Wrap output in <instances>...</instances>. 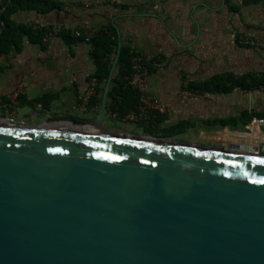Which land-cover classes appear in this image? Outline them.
Here are the masks:
<instances>
[{
  "label": "water",
  "instance_id": "obj_1",
  "mask_svg": "<svg viewBox=\"0 0 264 264\" xmlns=\"http://www.w3.org/2000/svg\"><path fill=\"white\" fill-rule=\"evenodd\" d=\"M120 46L94 121L0 119V264H264V140L104 126Z\"/></svg>",
  "mask_w": 264,
  "mask_h": 264
},
{
  "label": "crops",
  "instance_id": "obj_2",
  "mask_svg": "<svg viewBox=\"0 0 264 264\" xmlns=\"http://www.w3.org/2000/svg\"><path fill=\"white\" fill-rule=\"evenodd\" d=\"M53 1L58 7L47 12L17 10L10 18L33 30L62 24L68 35L85 28L92 37L96 30L112 26L118 42L144 59L147 94L169 107L165 114L137 122L112 118L106 108V117L113 122L106 120L104 126L136 132L140 127L142 133L159 136L166 129L188 126L229 144L241 143L242 135L264 140L260 130L264 124H245L242 118L264 105V95L237 87L228 92L200 87L214 75L264 73V48L238 43L240 37H264V1L247 5L242 0ZM63 34L47 38L31 34L30 39L20 33L17 45L0 53V119L71 116L92 122L98 116L106 81L95 77L92 41ZM116 70L115 66L113 74ZM90 88L93 92L82 106L81 96ZM240 125L246 126L237 128Z\"/></svg>",
  "mask_w": 264,
  "mask_h": 264
},
{
  "label": "trees",
  "instance_id": "obj_3",
  "mask_svg": "<svg viewBox=\"0 0 264 264\" xmlns=\"http://www.w3.org/2000/svg\"><path fill=\"white\" fill-rule=\"evenodd\" d=\"M262 1L264 0H242V4H254ZM57 4L58 3L53 0H9L0 14V19L4 24L0 31V53H5L12 46H16L18 42L17 38L20 33L26 32L30 39H32V35L40 37L46 33V29L44 28L33 30L30 27L16 24L10 18L11 13L17 10L27 9L43 13L58 7ZM63 35L67 37L66 35L68 34L64 33ZM68 36L81 39L75 37L73 34ZM91 40L93 45L91 55L97 67L95 77L99 82L104 83L117 51L118 38L114 28L112 26H106L105 28L96 30ZM140 58H142V56H140ZM141 60L143 61L144 59L142 58ZM130 66L131 53L129 52V48L126 45H121L116 64L117 70L112 76L111 86L107 95L106 108L108 112H118L120 115H123L131 109H136L138 105V98L135 90L126 83V77L129 75ZM200 87L215 92H228L236 87L245 90H252L255 88L264 89V73L244 74L237 77L228 74L214 75L208 80L203 81ZM42 100L43 97L35 99L33 102ZM252 116L264 118V108L250 114H242V118L246 122L250 121Z\"/></svg>",
  "mask_w": 264,
  "mask_h": 264
},
{
  "label": "built area",
  "instance_id": "obj_4",
  "mask_svg": "<svg viewBox=\"0 0 264 264\" xmlns=\"http://www.w3.org/2000/svg\"><path fill=\"white\" fill-rule=\"evenodd\" d=\"M8 1L9 0H5L0 5V14L4 10L5 5ZM3 25H4L3 21L0 19V28ZM67 30L68 29L62 24H52L51 26L48 27L44 36L47 38L52 35L63 34ZM72 34L75 37L81 38L83 41L91 44L93 33L90 30L85 28H77L73 30ZM238 43L242 45L264 48V37H259L256 39H251L249 37H240L238 39ZM130 53H131V66H130V73L127 76V83L136 90L138 94V105L136 109H131L129 112H127L124 115H119L117 112H112L111 113L112 118L121 119L123 121L137 122L148 118L150 115L167 113L169 107L166 103L160 101L156 97L149 96L147 94L148 82H149L148 80L149 72L147 66L144 65L140 56L136 52L130 51ZM91 92H93L92 88H90L86 93H84L81 96L82 106L85 103H87ZM16 94L17 92L14 93V96ZM0 102H1V98H0ZM6 118H12V117L7 116ZM250 123L256 125L264 124V119L253 117Z\"/></svg>",
  "mask_w": 264,
  "mask_h": 264
},
{
  "label": "rangeland",
  "instance_id": "obj_5",
  "mask_svg": "<svg viewBox=\"0 0 264 264\" xmlns=\"http://www.w3.org/2000/svg\"><path fill=\"white\" fill-rule=\"evenodd\" d=\"M252 90L255 92V94L264 95V91L260 90V88H255V89H252ZM263 107H264V105L262 104L258 108H254V110L255 111H260V110L263 109ZM107 122H109V124H110L111 122H113V119H111L110 117H107ZM251 125H254V124H251ZM237 128L243 129L241 127V125L237 126ZM135 129H137L139 132L142 133V128L137 127ZM260 130L264 131V125L260 126ZM160 135L161 136H165V137L184 139V140H190V141H197V142H204V143H210V144H216V145H222V146H229L230 145L225 140L208 137L206 135H203V134L199 133L197 129H193L191 127L188 128V126L187 127L178 126V127L174 128L172 130H169V131L166 129L162 133H160ZM239 135H241V134H239Z\"/></svg>",
  "mask_w": 264,
  "mask_h": 264
},
{
  "label": "flooded vegetation",
  "instance_id": "obj_6",
  "mask_svg": "<svg viewBox=\"0 0 264 264\" xmlns=\"http://www.w3.org/2000/svg\"><path fill=\"white\" fill-rule=\"evenodd\" d=\"M254 112H256V111H254ZM253 117H256V116H252V118ZM252 118L250 119V121L252 120ZM256 118H259V117H256ZM261 119H264V118H261ZM244 123L245 124H247V122L246 121H244ZM25 124V123H24ZM245 126L246 125H243L242 127L243 128H245ZM241 137H243L242 139H241V143H235L236 145H238V146H244V147H247V146H252L253 144H255L254 143V141L253 142H251V140L254 138H251V140H249V138L248 137H244V136H241ZM254 139H258L257 137H255ZM255 142H257V141H255ZM259 142V141H258ZM255 145H257V143L255 144ZM258 153H259V144H258Z\"/></svg>",
  "mask_w": 264,
  "mask_h": 264
}]
</instances>
